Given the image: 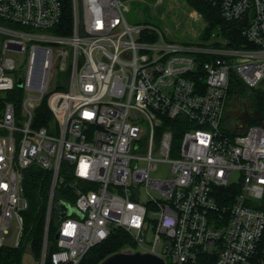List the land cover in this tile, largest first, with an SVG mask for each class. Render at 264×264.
<instances>
[{
    "label": "built area",
    "instance_id": "built-area-1",
    "mask_svg": "<svg viewBox=\"0 0 264 264\" xmlns=\"http://www.w3.org/2000/svg\"><path fill=\"white\" fill-rule=\"evenodd\" d=\"M129 1L70 0L71 33L57 34L67 31L63 0H0V247L15 218L14 247L23 241L25 174L38 167L52 175L38 264H81L116 231L165 264H264V126H223L234 76L264 90V0H201L251 47L221 33L178 43L129 24ZM18 53H28L24 80L15 76ZM198 56L207 58L200 69ZM16 87L19 110L7 100ZM44 101L53 122L38 128ZM178 118L176 140L179 127L168 122ZM159 163L169 177L151 175ZM62 184L73 202L57 198Z\"/></svg>",
    "mask_w": 264,
    "mask_h": 264
},
{
    "label": "trees",
    "instance_id": "trees-1",
    "mask_svg": "<svg viewBox=\"0 0 264 264\" xmlns=\"http://www.w3.org/2000/svg\"><path fill=\"white\" fill-rule=\"evenodd\" d=\"M149 1L154 2L155 0ZM63 2L65 5L63 25H66L67 31H58L57 29H55L54 32L57 34H70V0H63ZM188 2L202 14L203 18L207 22V25L203 32L205 40L210 38L212 31L216 27H219L221 29V34L229 39V43L231 44V46L251 47L247 40H245V38L241 36V29L239 28V26L235 23L230 24L225 22L217 9L211 7L201 0H188ZM206 60L207 58L205 56H198L197 61L199 62V69ZM231 97H237L238 100L246 99L248 102V114L246 115L248 123L243 130L247 129L251 125L264 126V90L260 88H248L237 76H234L231 80L228 92V98ZM22 99L23 91L20 87H16L15 90L11 92H7V100L13 102L18 107V110L21 106ZM223 121V126L226 128L227 126L225 125V117ZM52 122L53 116L47 106V102L44 101L41 107L38 108L34 113V126L38 128H49ZM182 123H185V120H183V118H178L173 122H168L169 125L173 124V126H171L173 128L179 127L180 131H175L176 140L181 139V132H183L181 131L183 130L181 125ZM67 167H69L67 164H63L60 174L61 177H65L68 181H71L73 178L70 174L67 173ZM51 179L52 175L50 172H43L38 167H31L26 171L24 188L25 196L28 200V208L22 212L24 221L23 241L18 247H0V264H22L23 257L27 248L30 249L31 254L35 259L39 258L45 230L46 209ZM57 190L58 199L65 198L73 202L76 198L73 191L70 188L65 187L64 184L60 185ZM55 221L56 220L53 216L49 229V238L52 241H54L57 232V224ZM125 246H133L131 237L123 231H116L104 242L92 248L84 257L81 264H98L105 257L120 251ZM53 248H55V245H53ZM259 251L260 255L264 258V234L260 241Z\"/></svg>",
    "mask_w": 264,
    "mask_h": 264
},
{
    "label": "rangeland",
    "instance_id": "rangeland-1",
    "mask_svg": "<svg viewBox=\"0 0 264 264\" xmlns=\"http://www.w3.org/2000/svg\"><path fill=\"white\" fill-rule=\"evenodd\" d=\"M129 11L125 14L129 24H149L156 27L167 38L178 43H212L216 35L221 33V29L216 27L209 39L205 40L203 35L207 22L202 14L191 6L188 0H130L128 2ZM195 13V14H194ZM17 70L15 76L25 79L28 66V53H18L15 56ZM61 78V76L59 77ZM58 79V77H57ZM56 90V78L54 71L51 73L49 91ZM31 96H39L37 92L29 91ZM248 102L246 99L238 100L237 97L228 98L225 110V125L235 131H241L248 123ZM224 125V121H223ZM155 178H166L171 175L168 163H159L158 171L151 174ZM239 178V172L232 173L231 181ZM19 235V225L17 219L12 221L8 234L5 235V245L14 247ZM22 264H38L27 248Z\"/></svg>",
    "mask_w": 264,
    "mask_h": 264
},
{
    "label": "water",
    "instance_id": "water-1",
    "mask_svg": "<svg viewBox=\"0 0 264 264\" xmlns=\"http://www.w3.org/2000/svg\"><path fill=\"white\" fill-rule=\"evenodd\" d=\"M240 23L242 26H246L247 17ZM18 85H22L21 79L18 80ZM57 207L63 209L62 217L68 213V210H65L67 208L64 207L62 203H58ZM98 264H165V261L161 257L154 254L142 252L139 250L135 251L132 247L125 246L120 251L108 255Z\"/></svg>",
    "mask_w": 264,
    "mask_h": 264
},
{
    "label": "crops",
    "instance_id": "crops-1",
    "mask_svg": "<svg viewBox=\"0 0 264 264\" xmlns=\"http://www.w3.org/2000/svg\"><path fill=\"white\" fill-rule=\"evenodd\" d=\"M195 14V13H194Z\"/></svg>",
    "mask_w": 264,
    "mask_h": 264
}]
</instances>
